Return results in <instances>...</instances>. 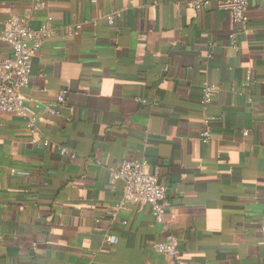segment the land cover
Returning a JSON list of instances; mask_svg holds the SVG:
<instances>
[{"label":"crops","instance_id":"crops-1","mask_svg":"<svg viewBox=\"0 0 264 264\" xmlns=\"http://www.w3.org/2000/svg\"><path fill=\"white\" fill-rule=\"evenodd\" d=\"M36 1L0 0V33ZM41 1L29 26L49 32L21 94L43 138L0 113V264H264V0L245 36L193 0ZM124 161L159 171L164 226L147 205L112 216ZM169 235L179 262L152 249Z\"/></svg>","mask_w":264,"mask_h":264},{"label":"built area","instance_id":"built-area-1","mask_svg":"<svg viewBox=\"0 0 264 264\" xmlns=\"http://www.w3.org/2000/svg\"><path fill=\"white\" fill-rule=\"evenodd\" d=\"M249 2L250 0H193L192 7L199 13L211 6H217L228 12L233 23L239 27L238 35L245 36L248 33L246 14ZM44 8V1L37 0L21 16L9 17L0 33V39L10 47V54L0 59V113L12 114L25 119V126L30 134L32 144L37 139L43 138L38 130L40 119L36 118L27 107L26 98L21 94V90L30 83L31 57L40 50L49 32L47 25H42L38 30L29 26L32 15ZM118 16V12H112L104 16V19L111 25ZM87 23L89 21L76 24L75 29L80 30ZM90 23L95 24L94 21ZM229 39L231 46H236L237 35L232 34ZM213 90L212 86H203L200 99L203 107H206L211 101ZM66 95V90L60 92L55 98L54 105L46 107V112L58 115V106L64 102ZM38 107L39 105H35V108ZM202 135L205 140L210 137L208 131ZM43 145L47 146L48 141L43 139ZM110 176L111 181L122 183V197L114 206L113 217L117 216V211L127 206L147 205L150 207L154 222L157 225H165L167 190L160 182V174L157 169L150 171L146 162L124 161L111 171ZM106 241L110 243L111 239L107 238ZM152 249L161 256L179 262V245L172 235L162 241L155 242Z\"/></svg>","mask_w":264,"mask_h":264},{"label":"trees","instance_id":"trees-1","mask_svg":"<svg viewBox=\"0 0 264 264\" xmlns=\"http://www.w3.org/2000/svg\"><path fill=\"white\" fill-rule=\"evenodd\" d=\"M179 251H180V255H181L182 254V250H181L180 246H179ZM180 255H179V259H180Z\"/></svg>","mask_w":264,"mask_h":264}]
</instances>
